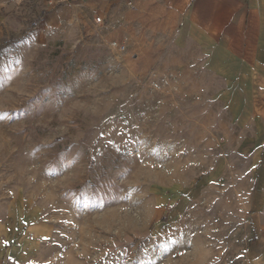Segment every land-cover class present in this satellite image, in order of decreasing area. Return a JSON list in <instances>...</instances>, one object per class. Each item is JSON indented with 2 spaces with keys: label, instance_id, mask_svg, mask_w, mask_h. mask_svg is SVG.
Wrapping results in <instances>:
<instances>
[{
  "label": "rangeland",
  "instance_id": "obj_1",
  "mask_svg": "<svg viewBox=\"0 0 264 264\" xmlns=\"http://www.w3.org/2000/svg\"><path fill=\"white\" fill-rule=\"evenodd\" d=\"M179 54L105 5L0 0L1 264L251 263L255 161Z\"/></svg>",
  "mask_w": 264,
  "mask_h": 264
},
{
  "label": "crops",
  "instance_id": "obj_2",
  "mask_svg": "<svg viewBox=\"0 0 264 264\" xmlns=\"http://www.w3.org/2000/svg\"><path fill=\"white\" fill-rule=\"evenodd\" d=\"M78 1L108 7L133 50L177 51L201 81L220 83L221 104L243 132L237 144L255 161L245 226L249 262L264 264V0Z\"/></svg>",
  "mask_w": 264,
  "mask_h": 264
},
{
  "label": "built area",
  "instance_id": "obj_3",
  "mask_svg": "<svg viewBox=\"0 0 264 264\" xmlns=\"http://www.w3.org/2000/svg\"><path fill=\"white\" fill-rule=\"evenodd\" d=\"M95 21H96L97 23H103V22H104L103 17L100 16V15H97V16L95 17ZM118 48H119L120 50L123 51V50L126 49V44L122 43L121 45H118Z\"/></svg>",
  "mask_w": 264,
  "mask_h": 264
},
{
  "label": "trees",
  "instance_id": "obj_4",
  "mask_svg": "<svg viewBox=\"0 0 264 264\" xmlns=\"http://www.w3.org/2000/svg\"><path fill=\"white\" fill-rule=\"evenodd\" d=\"M37 24H35L34 26H36Z\"/></svg>",
  "mask_w": 264,
  "mask_h": 264
}]
</instances>
